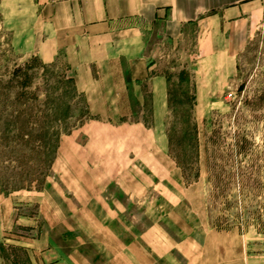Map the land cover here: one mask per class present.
<instances>
[{
  "label": "rangeland",
  "instance_id": "rangeland-1",
  "mask_svg": "<svg viewBox=\"0 0 264 264\" xmlns=\"http://www.w3.org/2000/svg\"><path fill=\"white\" fill-rule=\"evenodd\" d=\"M34 12L0 0V264H264V4L232 57L147 33L159 117L123 61L42 62Z\"/></svg>",
  "mask_w": 264,
  "mask_h": 264
},
{
  "label": "crops",
  "instance_id": "crops-1",
  "mask_svg": "<svg viewBox=\"0 0 264 264\" xmlns=\"http://www.w3.org/2000/svg\"><path fill=\"white\" fill-rule=\"evenodd\" d=\"M264 0H33L31 49L45 63L63 53L74 64L123 61L132 83H147L154 116L166 107V79L152 72L146 35L180 42L192 25L205 54H235ZM240 262V261H239ZM204 264V263H203ZM224 264V263H218Z\"/></svg>",
  "mask_w": 264,
  "mask_h": 264
},
{
  "label": "trees",
  "instance_id": "trees-1",
  "mask_svg": "<svg viewBox=\"0 0 264 264\" xmlns=\"http://www.w3.org/2000/svg\"><path fill=\"white\" fill-rule=\"evenodd\" d=\"M70 79V78H69ZM71 80V79H70Z\"/></svg>",
  "mask_w": 264,
  "mask_h": 264
}]
</instances>
